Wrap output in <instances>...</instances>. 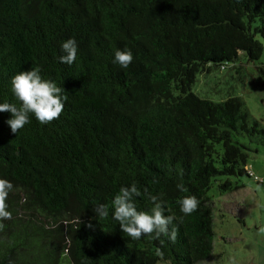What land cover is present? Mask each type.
Returning <instances> with one entry per match:
<instances>
[{
	"label": "trees",
	"instance_id": "1",
	"mask_svg": "<svg viewBox=\"0 0 264 264\" xmlns=\"http://www.w3.org/2000/svg\"><path fill=\"white\" fill-rule=\"evenodd\" d=\"M69 38L78 44L71 66L59 62ZM117 50L132 52L128 68L113 63ZM263 51L264 0H0V103L19 107L11 80L36 67L68 96L59 119L41 124L30 113L15 134L12 114L0 112V178L14 185L12 219L0 221V264L208 258L207 191L219 176L221 192L243 186L230 177L255 176L251 148L232 135L264 145V126L241 96L215 101L192 85L200 71L241 55L255 61ZM259 70L264 75V63ZM132 183L160 196L165 215L177 218L175 242L154 234L133 240L112 218L115 195ZM185 196L200 202L187 216L178 203ZM134 202L139 211L153 207L144 195ZM99 204L109 206L107 218L94 212Z\"/></svg>",
	"mask_w": 264,
	"mask_h": 264
},
{
	"label": "rangeland",
	"instance_id": "2",
	"mask_svg": "<svg viewBox=\"0 0 264 264\" xmlns=\"http://www.w3.org/2000/svg\"><path fill=\"white\" fill-rule=\"evenodd\" d=\"M260 63H264V51L255 61L241 55L231 65L205 69L197 73L192 90L215 101L231 95L241 96L251 116L264 126V75L259 70ZM232 136L251 148L247 165L255 176L264 178V145L244 134L233 133ZM225 178L213 179L207 191L214 208L213 249L208 258L196 264H264V233L260 232L264 227V182L254 179L253 175L230 177L238 179L243 186L221 192L219 184ZM33 218L44 221L41 215Z\"/></svg>",
	"mask_w": 264,
	"mask_h": 264
},
{
	"label": "clouds",
	"instance_id": "3",
	"mask_svg": "<svg viewBox=\"0 0 264 264\" xmlns=\"http://www.w3.org/2000/svg\"><path fill=\"white\" fill-rule=\"evenodd\" d=\"M64 53L59 57V62L66 65H73L77 58L78 44L75 38L67 39L61 45ZM133 54L130 50H117L114 55V64H119L121 68H128L133 62ZM11 90L20 106L4 102L0 103V112H10L12 118L7 120L12 133H19L25 125L30 123L29 114H34L41 124H49L60 118L68 96L65 89L58 86L52 80L42 78L39 67L30 71L19 72L11 80ZM254 179L264 182V178L254 176ZM180 191H185L182 184L177 185ZM11 181L0 178V221L11 220L12 212L8 210L7 198L13 190ZM146 196L153 207L149 211H139L134 202L136 197ZM162 195V194H161ZM180 211L185 215H190L198 210L199 200L195 196H185L178 201ZM112 206L114 212L112 218L119 222L121 230L133 240H139L143 236H153L159 239L161 236L175 242L178 235V228L174 221V215H165V202L160 196L152 195L147 188L143 193L132 183L130 187L122 186L115 195ZM171 211V209H167ZM94 212L99 218H107L109 206L99 204L94 207ZM89 228L94 226L89 222ZM171 226V227H170ZM5 224L0 222V231H3ZM264 233V227L260 229Z\"/></svg>",
	"mask_w": 264,
	"mask_h": 264
},
{
	"label": "crops",
	"instance_id": "4",
	"mask_svg": "<svg viewBox=\"0 0 264 264\" xmlns=\"http://www.w3.org/2000/svg\"><path fill=\"white\" fill-rule=\"evenodd\" d=\"M250 168V167H249Z\"/></svg>",
	"mask_w": 264,
	"mask_h": 264
}]
</instances>
